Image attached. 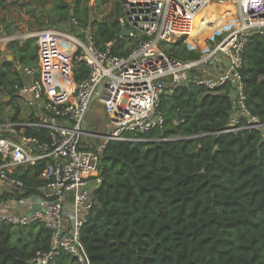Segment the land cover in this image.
<instances>
[{
  "label": "trees",
  "instance_id": "1",
  "mask_svg": "<svg viewBox=\"0 0 264 264\" xmlns=\"http://www.w3.org/2000/svg\"><path fill=\"white\" fill-rule=\"evenodd\" d=\"M37 1L0 0V26L21 20L17 9H24L33 30L74 19L100 48L111 42L114 56L125 57L133 47L118 38L120 0H100L113 4L108 19H90L81 0H53L48 10ZM229 21L196 26L189 47L204 48ZM184 42L170 44L168 54L197 59L200 52L186 50ZM7 49L11 59L0 64V92L12 103L17 66H34L37 47L27 38ZM86 73L84 64L73 66L75 82ZM241 75L246 107L264 125V35L252 32L247 39ZM61 86L70 90L66 80ZM227 92V86L209 91L193 82L166 91L159 103L161 129L109 141L100 150L96 206L80 231L89 264H264V137L257 130L225 131L232 105ZM13 110L10 120L17 119L18 106ZM25 134L42 135L38 129ZM41 169L16 172L27 187L22 196L35 194ZM49 249L50 232L38 224L0 227V264H26ZM51 264L81 263L60 254Z\"/></svg>",
  "mask_w": 264,
  "mask_h": 264
},
{
  "label": "built area",
  "instance_id": "2",
  "mask_svg": "<svg viewBox=\"0 0 264 264\" xmlns=\"http://www.w3.org/2000/svg\"><path fill=\"white\" fill-rule=\"evenodd\" d=\"M221 3H231L235 16L204 41V48L187 44L188 51L200 52L197 59H176L158 45L187 40L196 14ZM120 7L117 21L127 36L119 32L118 38L133 45L125 57L110 53L111 42L100 48L74 19L75 32L42 28L24 37L34 39L37 59L34 66H17L19 80L12 85L19 105L30 111L19 120V109L10 120L14 106L8 105L0 122V227L38 224L50 232V249L26 264H51L60 254L89 264L80 231L96 206L100 150L109 141H132L130 135L161 129L159 103L166 91L189 82L209 91L227 86L232 105L225 131L257 130L264 137V125L246 107L241 75L247 39L252 32L264 35V0H120ZM77 63L87 73L75 82ZM65 80L70 90L61 86ZM93 103L105 114V134L86 125ZM27 129L42 135H27ZM38 165L41 185L22 196L27 187L16 172Z\"/></svg>",
  "mask_w": 264,
  "mask_h": 264
},
{
  "label": "rangeland",
  "instance_id": "3",
  "mask_svg": "<svg viewBox=\"0 0 264 264\" xmlns=\"http://www.w3.org/2000/svg\"><path fill=\"white\" fill-rule=\"evenodd\" d=\"M49 1L50 0H38L36 5H37V7H42L43 9L48 10L51 8V5H52V4H49V7H48ZM81 4H82V7H87L90 9V13H89L90 19H92L94 17L95 18L108 19L109 18L108 14L113 8V4L111 1L110 2L108 1L107 4L101 5L100 0H81ZM198 26L199 27L200 26L205 27L201 23H199ZM8 27L9 26L7 24L0 26V43L1 44L3 43V41H2L3 39L13 37V35L14 36H20V38H19L20 40H22L24 38L22 36L23 32H25L24 29L20 30V32H13L12 30H9ZM48 28H53L55 30H60L63 32H75L76 31V28L69 21L65 22V23H54V25L48 26ZM80 28L84 30L83 27H80ZM28 29H29V26H28ZM176 42H177V40L175 41V43ZM16 43H19V42H16ZM188 43H189V45L193 44V40L190 38L185 40L184 44H185L186 50H187V44ZM158 45L160 47H162V49H164L166 51V53H170V52H171V54L173 53L171 51V45L170 44L158 43ZM7 46H8V44H3L2 46H0V64L4 60H10L11 59L10 55H9V51L7 49ZM176 51H177V54L180 58H185L186 54H184V53L180 54L179 50H176ZM4 98H5V95L2 92H0V110H1L0 112H3L5 110V108L7 107V105L9 104L8 100H5ZM99 107L100 106L97 105L96 103L92 104L91 109L89 110L87 117H86V125L88 128L95 127L93 130L97 133L105 134V132H106V130H105L106 117H105L103 110L100 109ZM23 110H24L25 114L30 111L29 108H27V107H23ZM5 116H8V114L5 113V111H4V113H1V117L5 118ZM9 116L11 117V114H9ZM25 116L26 115H24V116L22 115L21 117L24 118ZM100 143H101L100 140L96 141L95 145L93 146V149L96 151H99Z\"/></svg>",
  "mask_w": 264,
  "mask_h": 264
},
{
  "label": "bare ground",
  "instance_id": "4",
  "mask_svg": "<svg viewBox=\"0 0 264 264\" xmlns=\"http://www.w3.org/2000/svg\"><path fill=\"white\" fill-rule=\"evenodd\" d=\"M235 11L236 9L231 3L207 5L196 14L190 35L199 23L203 24L206 27L213 24L224 23L227 20H231L232 18H234Z\"/></svg>",
  "mask_w": 264,
  "mask_h": 264
},
{
  "label": "crops",
  "instance_id": "5",
  "mask_svg": "<svg viewBox=\"0 0 264 264\" xmlns=\"http://www.w3.org/2000/svg\"><path fill=\"white\" fill-rule=\"evenodd\" d=\"M53 3V0H50L49 1V3H48V7H49V4H52ZM18 11H19V13H20V16L22 17V19L21 20H17V19H15V18H13V19H11L10 20V23H9V27H8V29L9 30H12L13 32H20V30H23L24 29V31L25 32H23V37H25V36H27L30 32H35L36 30H33V29H31L30 27H29V29H28V24L26 23V20L28 19V16L25 14V11H24V9L22 10V11H20L19 9H17ZM29 32V33H28ZM14 34V33H13ZM10 38H12V39H16V38H20V36H14L13 35V37H10ZM7 39H9V38H5V39H3L2 41H3V43L2 44H0V46H2L3 44H9V43H12V42H19V44L21 43V42H23L25 39L23 38L22 40H20V39H17V40H14V41H12V42H9V43H6V40ZM5 100H10V98L9 97H5L4 98ZM8 105H11V106H15V105H17L18 107H19V109H20V113L18 114V119L19 120H21V119H23L21 116L23 115H26L25 113H24V110H23V108L19 105V101L18 100H16V98H14V100L12 101V103H9ZM7 105V106H8ZM100 109H102V107L100 106L99 107ZM103 110V109H102ZM3 111V110H2ZM5 111V110H4ZM4 111L2 112V113H4ZM5 113H6V111H5ZM4 116V115H3ZM6 117V116H5ZM1 119H3L2 117H1ZM5 119V118H4ZM21 210V209H20ZM19 210V211H20Z\"/></svg>",
  "mask_w": 264,
  "mask_h": 264
},
{
  "label": "water",
  "instance_id": "6",
  "mask_svg": "<svg viewBox=\"0 0 264 264\" xmlns=\"http://www.w3.org/2000/svg\"><path fill=\"white\" fill-rule=\"evenodd\" d=\"M120 34L123 36V37H126L127 36V31H126V28L124 26H122L120 28ZM11 58V56H10Z\"/></svg>",
  "mask_w": 264,
  "mask_h": 264
}]
</instances>
